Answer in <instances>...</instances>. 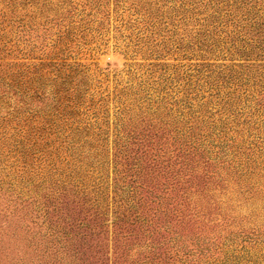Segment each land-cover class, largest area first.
Segmentation results:
<instances>
[{"label":"trees","instance_id":"trees-1","mask_svg":"<svg viewBox=\"0 0 264 264\" xmlns=\"http://www.w3.org/2000/svg\"><path fill=\"white\" fill-rule=\"evenodd\" d=\"M36 1L0 0V109L8 108L0 115V141L8 129L14 132L10 153L27 173H42L51 190L45 197H72L78 215L84 213L79 230H89L94 249L107 261L102 248L113 205V264H210L227 240L221 244L207 233L216 224L210 225L202 202L223 185L221 170L230 176L231 167L239 168L229 155L237 158L236 139L245 131L253 138L249 145L264 156V0H113L115 7L130 4L148 30L174 17L186 24L182 48L189 63L181 88L165 94L176 96L178 116L164 120L159 114L167 108L166 96L160 95L168 86L160 73L154 83L160 98L152 101L158 111L146 107L147 119L134 131L123 130L142 138L110 146L112 199L108 145L98 142L101 131L90 123L100 108L86 100L82 78L75 79L77 73L63 63L50 61L30 71L22 62V12ZM52 1L41 0L46 6ZM55 1L49 8L56 20L73 17L71 0ZM86 1L108 16L110 0ZM63 53L59 48L57 54ZM141 90H150L147 80L139 82L136 91ZM255 116L263 118L258 123ZM255 140L263 145L257 147ZM212 148L217 150L211 153ZM248 150L241 176L249 180L264 169V160L259 166L255 151Z\"/></svg>","mask_w":264,"mask_h":264},{"label":"rangeland","instance_id":"rangeland-1","mask_svg":"<svg viewBox=\"0 0 264 264\" xmlns=\"http://www.w3.org/2000/svg\"><path fill=\"white\" fill-rule=\"evenodd\" d=\"M86 2L71 0L68 9L73 17L64 20H56L57 14L50 11L49 5L58 3L55 0L47 6L41 0L29 5L22 12L24 30L19 45L27 70L44 67L50 61L58 62L76 72L75 79L82 78V89L87 90L86 100L100 108L98 118L91 117L90 123L101 131L98 142L108 145L112 199L115 175L110 146L142 138L127 136L123 130L134 131L142 119L146 120L149 112L146 107L158 111L152 101L160 98L154 86L160 73L166 74L168 79L167 90L160 96L166 92L174 94L181 88L184 83L181 78L189 63L182 48L189 29L174 17L171 23H161L160 28L148 30L143 16L129 10L130 4L115 7L110 0L106 9L108 16L103 17ZM60 39L64 42L60 43ZM59 48L64 49L63 54H57ZM155 63L156 66L151 65ZM151 71L156 73L150 76ZM146 80L150 90L136 91L139 82ZM165 96L163 104L166 103L167 108L159 110V114L164 120H170L179 114L173 104L176 96ZM7 111L8 108H1L0 115ZM254 118H258L259 123L263 117ZM219 119L220 116L215 118ZM13 133L8 129L0 141V264H113V205L108 214L112 219L108 220L109 233L102 248L110 259L107 261L99 254V248L94 249L96 238L91 237L89 230H79L78 220L84 213L78 215L72 197H63L64 194L45 197L51 190L49 183L43 184L42 173L29 174L24 171L22 162H16L17 157L10 153L16 144ZM247 134L245 131L244 135L237 136L236 146L241 152L237 158L229 155L232 163L235 162L231 165L239 168L231 167L230 176L221 170L225 179L223 185L212 188L202 202L204 212L210 213L214 222L210 225L216 224L207 233L219 238L217 242L221 244L227 240L225 246L219 244L214 258H209L210 264H264V176H261L264 169L259 167L257 175L249 180L247 175L241 176L249 148L255 151L259 166L264 156L249 145L253 138ZM258 142L254 141L261 147L263 144ZM216 150L212 148L210 152ZM247 186L252 190L247 191Z\"/></svg>","mask_w":264,"mask_h":264}]
</instances>
